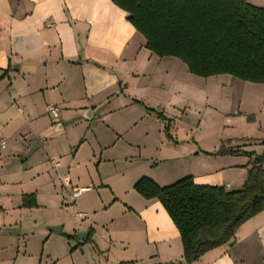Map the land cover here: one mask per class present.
<instances>
[{"label": "crops", "instance_id": "0c3cea01", "mask_svg": "<svg viewBox=\"0 0 264 264\" xmlns=\"http://www.w3.org/2000/svg\"><path fill=\"white\" fill-rule=\"evenodd\" d=\"M208 110L254 134L207 147ZM222 146L239 152L213 155ZM245 152L264 153V83L156 55L112 0H0V264H188L173 219L136 182L239 190ZM192 264H264V211Z\"/></svg>", "mask_w": 264, "mask_h": 264}, {"label": "trees", "instance_id": "16d2710c", "mask_svg": "<svg viewBox=\"0 0 264 264\" xmlns=\"http://www.w3.org/2000/svg\"><path fill=\"white\" fill-rule=\"evenodd\" d=\"M112 1L156 55L177 57L201 77L229 74L264 83V7L248 0ZM165 132L172 138L169 125ZM238 152L222 146L213 155ZM245 153L254 158L239 190L200 185L192 176L167 186L146 176L136 182L137 192L157 198L173 219L188 264L232 242L241 225L264 211V153Z\"/></svg>", "mask_w": 264, "mask_h": 264}, {"label": "rangeland", "instance_id": "374dc122", "mask_svg": "<svg viewBox=\"0 0 264 264\" xmlns=\"http://www.w3.org/2000/svg\"><path fill=\"white\" fill-rule=\"evenodd\" d=\"M210 81L214 82V79H210ZM213 99H214V97H213ZM214 102H216V103H218L220 105L219 98L215 99ZM202 116H203V119L205 120V123H204V126H203V124H201V129L199 128L198 133H200V134L202 133L201 139L206 141L207 147H213L211 145L217 139H219L220 136L225 137V136L231 135L233 137H237L238 138V137H241L242 135H245V134H254V130L255 129L253 127H251L250 129L246 130L244 127L239 126V125L236 126L237 128H235V130L224 131L223 130V125L224 124H223V120L220 117V115L214 114V112L211 113V112H209V110L208 111H204ZM189 117H190V120H192V121H194L196 123L197 119L199 117L198 111H196V110L195 111H191L189 113ZM185 130H186L185 125H183V124H179L178 125V131H177L178 134L182 135ZM169 139H171V138H169ZM236 141H238L237 144H240L239 143L240 142L239 139L235 140V142ZM235 147H237V146H235Z\"/></svg>", "mask_w": 264, "mask_h": 264}, {"label": "built area", "instance_id": "2783aa9c", "mask_svg": "<svg viewBox=\"0 0 264 264\" xmlns=\"http://www.w3.org/2000/svg\"><path fill=\"white\" fill-rule=\"evenodd\" d=\"M60 111H61L60 107H58V106H56V105L50 104V105L48 106V112H49V115H50L51 117H53V118H58L59 115H60ZM4 143H5V142L3 141V142H2V145H4ZM52 163H53V165H55V166L59 165V162H58V161H53ZM84 189H85V188H79V187L74 188V190H73V194H72V198H76L77 196H79V195L82 193V191H83ZM85 215H86V214H84V213H77V214H75V218H76V219H78V218H84Z\"/></svg>", "mask_w": 264, "mask_h": 264}, {"label": "water", "instance_id": "95a60500", "mask_svg": "<svg viewBox=\"0 0 264 264\" xmlns=\"http://www.w3.org/2000/svg\"><path fill=\"white\" fill-rule=\"evenodd\" d=\"M48 228L50 230L54 231V232H58L60 230L61 226H49ZM78 236L81 239H86L88 234L87 233H83V234H79Z\"/></svg>", "mask_w": 264, "mask_h": 264}]
</instances>
